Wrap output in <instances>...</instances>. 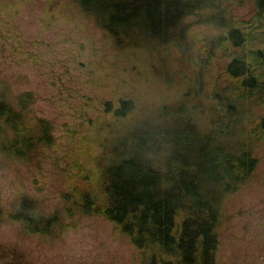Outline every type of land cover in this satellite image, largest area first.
<instances>
[{
    "label": "rangeland",
    "instance_id": "obj_1",
    "mask_svg": "<svg viewBox=\"0 0 264 264\" xmlns=\"http://www.w3.org/2000/svg\"><path fill=\"white\" fill-rule=\"evenodd\" d=\"M225 4L233 14V0ZM235 14L246 21L250 7L243 3ZM183 26L168 44L121 49L70 1L0 0V99L15 108L25 100L27 123L47 119L54 136L32 161L0 152V264H139L136 247L109 220L85 217L49 236L25 234L12 214L25 201L39 214L52 211L76 173L75 160L88 171L103 161L111 128H151L177 115L210 128L215 96L227 84L229 57L217 44L223 33L205 15ZM122 100L133 110L120 118L111 112ZM248 142L257 164L221 201L216 264H264V142Z\"/></svg>",
    "mask_w": 264,
    "mask_h": 264
},
{
    "label": "trees",
    "instance_id": "obj_2",
    "mask_svg": "<svg viewBox=\"0 0 264 264\" xmlns=\"http://www.w3.org/2000/svg\"><path fill=\"white\" fill-rule=\"evenodd\" d=\"M67 1L121 49L168 44L183 35L184 20L205 15L223 33L217 44L229 57L227 84L215 96L208 130L176 113L151 128H111L103 161L88 171L75 160L76 173L52 211L39 214L25 201L12 217L25 234L49 236L100 217L136 247L139 264H216L221 201L252 177L257 157L248 141L264 142V0H233V14L229 0ZM243 3L250 7L246 21L235 14ZM25 104L15 108L0 99V152L32 161L54 136L47 119L27 123ZM104 106L113 109L110 102ZM132 110L131 101L122 100L111 113L122 118Z\"/></svg>",
    "mask_w": 264,
    "mask_h": 264
}]
</instances>
